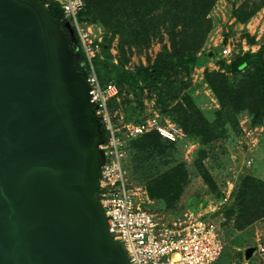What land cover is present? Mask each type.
<instances>
[{"label": "rangeland", "instance_id": "374dc122", "mask_svg": "<svg viewBox=\"0 0 264 264\" xmlns=\"http://www.w3.org/2000/svg\"><path fill=\"white\" fill-rule=\"evenodd\" d=\"M63 24L83 72L117 84L108 106L118 123L158 117L186 130L175 144L137 139L129 184L153 210L214 221L224 241L215 264H264V106L230 98L264 66V0H84ZM188 52L194 63L176 65ZM242 58L251 62L236 69ZM156 68L167 76L155 80ZM173 169L188 179L168 187Z\"/></svg>", "mask_w": 264, "mask_h": 264}, {"label": "water", "instance_id": "95a60500", "mask_svg": "<svg viewBox=\"0 0 264 264\" xmlns=\"http://www.w3.org/2000/svg\"><path fill=\"white\" fill-rule=\"evenodd\" d=\"M71 36L0 0V264H131L98 197L105 142Z\"/></svg>", "mask_w": 264, "mask_h": 264}, {"label": "built area", "instance_id": "2783aa9c", "mask_svg": "<svg viewBox=\"0 0 264 264\" xmlns=\"http://www.w3.org/2000/svg\"><path fill=\"white\" fill-rule=\"evenodd\" d=\"M66 18L77 20L84 0H57ZM223 55L232 53L230 47ZM94 98L96 114L104 130L103 165L98 197L105 210L114 239L126 251L131 264H215L224 249L218 226L207 215L187 212L183 215L163 213L150 208L146 191L129 184L125 164L129 142L150 132H157L176 143L185 135L183 128L169 119L158 117L140 123H118L109 102L119 94L113 82L101 84L96 74L87 76ZM123 123V124H122Z\"/></svg>", "mask_w": 264, "mask_h": 264}, {"label": "trees", "instance_id": "16d2710c", "mask_svg": "<svg viewBox=\"0 0 264 264\" xmlns=\"http://www.w3.org/2000/svg\"><path fill=\"white\" fill-rule=\"evenodd\" d=\"M41 1H43L44 3L49 5L50 13H51V15L54 18H56L57 20L63 22V19L65 18V13H64V10H63V8H62V6H61L59 1H57V0H41ZM134 2L137 3V2H139V0H134ZM207 7H209V6H207ZM135 35H137V34L135 33ZM189 53L190 52L182 54L181 55V57H182L181 60H178L176 62V65L183 66L185 63H189L191 61H192V63H194L195 59L193 58L191 53L190 54ZM75 60H76V65L78 66V69L83 72L82 68L79 66L78 58H77L76 55H75ZM249 62H251L250 59L242 58V59L236 61L234 63V65H235L236 69H239L242 65H244L246 63H249ZM259 70L260 71H259V74L257 75V81L253 82L250 86H247V87L245 86V87L241 88L240 90H238L235 93L230 92V95H231L230 98H231L232 102L235 104V106H238V105L241 106L240 104L242 103V101H244V98H252V97H254V100H255V103L257 104V106H260V105L264 106V66L260 67ZM83 74L87 78V75L84 72H83ZM151 76L155 80H162V79H164L167 76V74L163 70V68H156V69L153 70ZM218 76L221 77V75H218ZM209 82L215 88V81L212 78H209ZM113 83H115V82H113ZM215 90L218 91L216 88H215ZM219 97H220V95H219ZM220 99H221L222 104H223V101H224L223 98H220ZM224 106H226L225 103H224ZM176 123L178 125H180L182 128H184L179 122L176 121ZM102 128H103V126H102ZM103 131H104V137H106V131L104 130V128H103ZM150 134L151 135L152 134H157L161 140H165L157 132L147 133V134H145L143 136H140L138 138H135V139H133V140H131L129 142V146L128 147H129L130 154L132 152L134 142L137 139L142 138V137H144L146 135L148 136ZM165 141H168V140H165ZM168 142H170V141H168ZM170 143L175 144L173 142H170ZM172 146H174V145H172ZM142 149H144V148H142ZM174 169L169 173L170 174L169 176H172V178H170L169 181L167 182L168 187L169 186H177L178 183H183L184 184V182H186L187 179H188L187 171L183 170V177L179 181L175 180V178H173V176L175 174L180 176L181 175V171H178L177 173H175L176 171ZM164 189H165V186L162 188L163 192H164Z\"/></svg>", "mask_w": 264, "mask_h": 264}]
</instances>
